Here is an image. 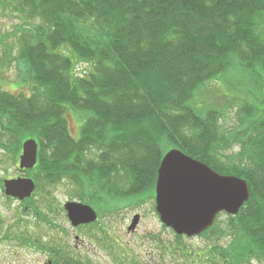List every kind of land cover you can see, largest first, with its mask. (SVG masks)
Returning a JSON list of instances; mask_svg holds the SVG:
<instances>
[{
	"label": "trees",
	"instance_id": "trees-1",
	"mask_svg": "<svg viewBox=\"0 0 264 264\" xmlns=\"http://www.w3.org/2000/svg\"><path fill=\"white\" fill-rule=\"evenodd\" d=\"M10 1L38 24L14 33L33 87L30 98L0 92L4 160L15 165L35 140L36 188L70 182L100 209L154 194L163 156L179 150L249 188L236 216L223 214V225L218 215L200 236L208 242L196 263L264 264V0ZM233 70L261 84L262 99L231 93L220 111L199 98ZM234 111L239 123L226 130ZM178 250L188 258L187 246Z\"/></svg>",
	"mask_w": 264,
	"mask_h": 264
},
{
	"label": "rangeland",
	"instance_id": "rangeland-1",
	"mask_svg": "<svg viewBox=\"0 0 264 264\" xmlns=\"http://www.w3.org/2000/svg\"><path fill=\"white\" fill-rule=\"evenodd\" d=\"M5 3L7 6H3V3L0 5V92L17 96L24 95L30 98L33 83L24 81L26 79L25 74L15 62L21 45L19 37L14 36V33L19 27L27 28L34 23L38 24V22H31L27 18L28 14L26 16L25 11L23 14L17 10L18 4L13 1L6 0ZM23 24L25 25L23 26ZM61 52L68 53L65 50H61ZM237 74L233 70L220 80L208 83L199 90L197 95L211 108L220 111H223L220 108L233 104L230 103L232 99L228 98V96H232L231 93L238 94V96L248 95L251 97V101L247 97L246 101L254 105L253 99L256 101L262 99L261 84L248 79L245 75ZM225 115L226 130L236 127L239 119L235 115V111ZM76 117L73 113H66L68 127L73 134L77 129ZM238 150L239 147L237 146L231 153L236 154ZM231 153L227 152L224 156H229ZM8 157L7 160H4V156L0 153V264H44L47 253L38 251L40 248L44 251L60 249L66 255L69 254L67 250L72 249L73 254H70L71 256L91 264H123L119 256L125 254L128 249L129 253L144 256V261L148 263L150 258L158 261L156 256H159L158 250L154 246L153 237H157L161 242H166V246L167 243L175 244V257L168 258L165 256L162 259L165 264H197V255L206 249L208 241L204 237H182L179 240L175 238L172 231L163 228L155 212L154 194L142 198L143 200L141 199L142 201L140 200L138 205L128 203L127 200H118L111 206H105L110 210L108 217L113 219L106 224L107 236H104L105 232L99 236L96 232L93 240L85 238L83 246L75 248L77 241L74 234L82 240L84 233L77 230L76 227H72L68 221L63 220L66 218L64 205L67 202H81L76 197L80 191L70 182L40 184L35 189L32 198L34 206L39 212L35 215V207L32 203L18 202L4 196L3 180L26 177L17 170V163L14 165L10 156ZM29 172L32 170L27 171V177L32 179V174ZM134 215L140 216V223L136 234L131 236L127 234L126 229ZM225 220V216L221 214L217 223L224 225ZM101 221L104 223L103 220ZM103 237L109 239L102 241ZM182 245L188 248V258L183 257L182 252L178 250L182 248ZM112 250L117 255L111 256L107 253V251ZM152 252H154L153 255ZM252 264L259 263L252 262Z\"/></svg>",
	"mask_w": 264,
	"mask_h": 264
},
{
	"label": "water",
	"instance_id": "water-1",
	"mask_svg": "<svg viewBox=\"0 0 264 264\" xmlns=\"http://www.w3.org/2000/svg\"><path fill=\"white\" fill-rule=\"evenodd\" d=\"M37 162V144L33 139L22 144L18 160L20 171L31 170ZM6 197L24 201L34 192L31 179L3 181ZM249 199L246 181L222 176L203 163L176 149L167 152L159 165L155 183V210L160 222L178 236H198L211 228L216 216H236ZM73 227L92 223L95 212L79 203L64 206ZM139 216L132 219L128 232L135 229Z\"/></svg>",
	"mask_w": 264,
	"mask_h": 264
},
{
	"label": "flooded vegetation",
	"instance_id": "flooded-vegetation-1",
	"mask_svg": "<svg viewBox=\"0 0 264 264\" xmlns=\"http://www.w3.org/2000/svg\"><path fill=\"white\" fill-rule=\"evenodd\" d=\"M103 204H104L103 208H101V206L99 204H96L97 206L98 205L100 206V209H97L96 206H93V204H91V203L87 204L96 213L97 218L94 221V223L92 222V223L81 224V225L76 226L77 230L83 231L82 233H84V235L82 236V240H81L79 236L74 234V238L77 241V245L75 246V248L83 246V241L85 238L93 240V236L96 234V232H98V236L103 235L104 232H105L104 236H107L106 235V231H107L106 224L108 222L112 221L113 219L110 216L108 217V215H110V210H108L107 207H105V206H111V204L107 203V202H104ZM63 220H66L69 222L67 217L65 219L63 218ZM101 220H103L104 223H102ZM131 220H132V218L129 221V225L131 223ZM69 224H70V222H69ZM129 225H127V228ZM137 228H138V226L136 227L134 232L127 233V234L134 236L136 234ZM81 234H80V236H81ZM65 236H67V234H65ZM106 239H109V238L103 237L101 240L105 241ZM152 239H154V242H155L154 246L158 250L159 256H156V258H158V261H156V260L154 261L153 258L152 259L150 258L149 262L146 263L144 261V256H142L141 254L129 253V250L127 249L125 254L119 256L122 263L123 264H165L164 261L162 260L163 258H165V256L168 258L169 257H171V258L175 257V252H176L175 244L167 243V246H166V242L159 241V239L157 237H153ZM38 251L47 253V254L45 253L46 257H45L44 264H91L90 262H86L82 259L74 258L73 256H71L73 254L72 249L67 250V252H69L68 255L64 254L60 249L59 250L44 251V250H42V248H40V249H38ZM107 253L110 254L111 256H113V254L117 255V254H115V252H113V250L107 251ZM153 254H154V252H152V255ZM146 255L148 256L149 254H146Z\"/></svg>",
	"mask_w": 264,
	"mask_h": 264
}]
</instances>
